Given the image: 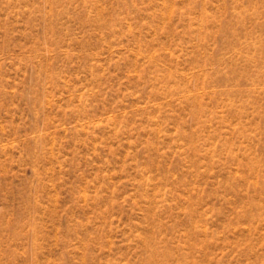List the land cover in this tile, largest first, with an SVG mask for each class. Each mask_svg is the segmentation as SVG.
Masks as SVG:
<instances>
[{
	"label": "rangeland",
	"instance_id": "374dc122",
	"mask_svg": "<svg viewBox=\"0 0 264 264\" xmlns=\"http://www.w3.org/2000/svg\"><path fill=\"white\" fill-rule=\"evenodd\" d=\"M0 264H264V0H0Z\"/></svg>",
	"mask_w": 264,
	"mask_h": 264
}]
</instances>
